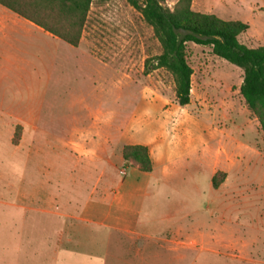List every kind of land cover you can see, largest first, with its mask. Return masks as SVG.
<instances>
[{"label": "rangeland", "instance_id": "rangeland-1", "mask_svg": "<svg viewBox=\"0 0 264 264\" xmlns=\"http://www.w3.org/2000/svg\"><path fill=\"white\" fill-rule=\"evenodd\" d=\"M176 2L164 0L170 8ZM192 8L248 23L239 41L264 45V0H192ZM52 42L43 62H34L33 51L0 58V264H170L149 238L79 216L94 189L102 194L123 175L118 157L129 135L144 139L158 122L174 153L164 158L154 150L157 174L140 214L144 232L164 236L178 223L218 220L215 198L226 196L225 217L258 219L264 238V134L240 93L241 67L210 45L188 42L191 101L179 105L173 75L152 60L160 43L128 0H93L77 48L54 36ZM194 120L213 129L211 149H198L196 161L175 156ZM253 153H260V164L252 169L250 162L248 177L241 175ZM210 171L224 187L212 196ZM243 188V195L236 192ZM209 201L212 210L205 209ZM257 248L264 254V242Z\"/></svg>", "mask_w": 264, "mask_h": 264}, {"label": "crops", "instance_id": "crops-1", "mask_svg": "<svg viewBox=\"0 0 264 264\" xmlns=\"http://www.w3.org/2000/svg\"><path fill=\"white\" fill-rule=\"evenodd\" d=\"M53 36L34 22L0 4L1 59L19 58L27 56L28 53L33 51L34 62L37 59L43 62L45 48L57 45L52 42ZM62 41L69 44L64 40ZM71 46L74 49L77 48V46ZM38 49L43 50V52L36 54ZM162 123L164 122L155 123L158 131L146 133L144 139L140 140L134 135H129V139L123 144V146L136 143L147 145L153 160V170L151 172L141 171L135 166L126 164L124 158L119 156L118 160L121 162V167L124 166L123 175L119 174L116 179L112 180L109 189L104 193L100 194L95 189L91 192L93 194L85 199L80 208V219L91 224L107 226L111 232H123L131 238H149L150 242H155L159 245V248L168 253V258L172 259L170 264H184V261L188 264H264V254H260L261 249L257 248L264 242V238L259 235L258 219L252 218V220L240 223L238 220L234 222L232 219L226 218L224 214L230 209L226 196L215 198L221 211L218 220L217 218L206 221L198 219L189 222L187 227L180 226L178 223L175 225L178 227L173 228L171 234L164 236L160 234L154 236L144 232L149 231L148 224L147 222H141L140 214L150 194L151 178L157 174L158 161L153 157L154 150L162 151L165 158V155L172 149L169 141L163 143L168 131L165 132L160 128ZM182 135L183 140H185L184 149L175 155L178 157L190 155L192 156L190 160L196 161L198 149L207 151L213 145V129L205 122L194 120L188 133L183 132ZM166 138H169V134ZM244 145L247 146L248 143H244ZM159 148H163V150ZM173 150L169 155L174 153ZM242 151L244 153V150ZM169 155L167 158H169ZM260 161V153L247 154L241 175H246L250 162H252V169H254L260 164ZM205 164L207 165L206 162ZM113 166L115 168L117 164L114 163ZM228 167L223 170L228 172L229 175L232 168L230 165ZM213 175L214 171H210L208 191L211 196L217 190L224 189L223 186L218 188L212 186ZM246 176L248 177V175ZM236 192L243 195L247 192V189H237ZM212 205L213 203L209 201V204H205V209H211ZM181 229L186 234H181Z\"/></svg>", "mask_w": 264, "mask_h": 264}, {"label": "trees", "instance_id": "trees-1", "mask_svg": "<svg viewBox=\"0 0 264 264\" xmlns=\"http://www.w3.org/2000/svg\"><path fill=\"white\" fill-rule=\"evenodd\" d=\"M152 27L161 47L152 60L173 75L176 100L181 106L191 101L193 68L187 58V43L210 45L212 52L243 69L240 93L257 116L264 134V45L250 47L238 39L248 23L224 19L192 8V0H177L173 8L164 0H128ZM93 0H0L52 35L78 46L87 26ZM126 164L151 172L153 160L145 144H125ZM218 173V172H217ZM216 173V174H217ZM214 175L213 187L222 181Z\"/></svg>", "mask_w": 264, "mask_h": 264}]
</instances>
